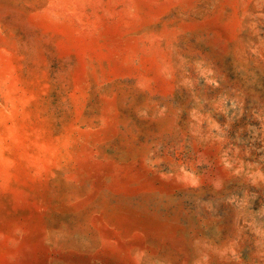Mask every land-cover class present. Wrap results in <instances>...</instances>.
<instances>
[{"label": "rangeland", "instance_id": "1", "mask_svg": "<svg viewBox=\"0 0 264 264\" xmlns=\"http://www.w3.org/2000/svg\"><path fill=\"white\" fill-rule=\"evenodd\" d=\"M0 264H264V0H0Z\"/></svg>", "mask_w": 264, "mask_h": 264}]
</instances>
